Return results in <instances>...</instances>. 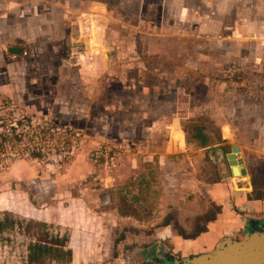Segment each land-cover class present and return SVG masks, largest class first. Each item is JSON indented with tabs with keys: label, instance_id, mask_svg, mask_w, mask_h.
<instances>
[{
	"label": "rangeland",
	"instance_id": "374dc122",
	"mask_svg": "<svg viewBox=\"0 0 264 264\" xmlns=\"http://www.w3.org/2000/svg\"><path fill=\"white\" fill-rule=\"evenodd\" d=\"M234 146L264 198V0H0V264L80 220L74 264L189 258L157 233L169 217L187 242L216 214L196 216ZM130 205L109 231L93 213Z\"/></svg>",
	"mask_w": 264,
	"mask_h": 264
},
{
	"label": "crops",
	"instance_id": "0c3cea01",
	"mask_svg": "<svg viewBox=\"0 0 264 264\" xmlns=\"http://www.w3.org/2000/svg\"><path fill=\"white\" fill-rule=\"evenodd\" d=\"M184 2L180 3V7L182 6V9L186 8ZM209 4H211V2ZM245 23H242L243 26L242 29H244L245 26H249V22H245ZM182 137H185V135L184 136L182 135ZM182 149L183 151H185V148L182 147ZM245 170L247 172L246 166H245ZM237 181H239L240 183L237 184ZM253 191H254V187L251 184L250 179L247 178V175L242 177L241 180L240 178L237 179L234 177V179H231L230 182L227 184L226 183H220L218 185L213 184L209 188L207 187L204 194V200H205L204 202L206 204L209 203V206L206 207L200 206V208H198L199 213H196V216H203L205 214L206 215L210 214L213 207L220 210V211L217 210L215 216L211 217L212 219L209 218L210 219L209 221L204 222V226L202 227L206 228L205 232L200 234V236H198L196 239L189 240L186 242L181 237L177 235L175 236L173 235L172 226L171 224H169L163 226V228L159 230L157 234L163 240H167V239L169 240V238H171L172 239L171 242L174 245L176 243L177 245H186L192 248L194 245H196V248L191 249L190 250L191 252L189 251L190 253L188 257L199 256L201 254L213 251L217 247V245L225 238L238 240L243 236L245 229L249 223L254 221H260L264 223V198H254L252 195ZM66 210L78 214L77 212H79L80 209L78 204L73 203ZM35 211L41 213V210H39L38 208H35ZM177 212H178L177 215L178 224L184 227L182 222V217L183 216L187 217L188 215L185 214L188 213V211L186 210V208H179ZM26 213H27L26 215L27 217H31V213L29 212ZM93 213L95 216H100V218L104 220L103 230L105 231L112 230L114 227L117 226L119 221L122 219H131V218L133 219V217H122L120 215L118 208L102 211L100 213H95V212ZM106 217L114 218L113 227L109 228L108 226L105 225V222L108 221ZM80 221L77 223L75 222V223H70V225L69 224L67 225L69 226L71 232L70 236H68L69 240L66 243V245H68L67 248L72 250L73 252V258L71 264H74L77 261V252H80V245L82 244L90 245V241L88 240L85 242H81L79 240L80 236L86 237L87 239H89L88 237L90 236V234H87V232L81 230V226L83 222ZM46 223L48 224V221H46ZM53 224L62 226L63 220L60 219L56 223L54 222ZM85 225L87 226V223H85ZM96 236L102 237V239H104L103 236L100 234H96ZM94 239L97 240L96 238ZM79 262L81 263L82 261Z\"/></svg>",
	"mask_w": 264,
	"mask_h": 264
},
{
	"label": "water",
	"instance_id": "95a60500",
	"mask_svg": "<svg viewBox=\"0 0 264 264\" xmlns=\"http://www.w3.org/2000/svg\"><path fill=\"white\" fill-rule=\"evenodd\" d=\"M239 153L240 148L234 146L228 156L232 173L235 175L233 165L238 163L246 176L245 166L237 161ZM170 264H264V223L251 222L240 239L225 238L211 252L181 260L173 257Z\"/></svg>",
	"mask_w": 264,
	"mask_h": 264
},
{
	"label": "trees",
	"instance_id": "16d2710c",
	"mask_svg": "<svg viewBox=\"0 0 264 264\" xmlns=\"http://www.w3.org/2000/svg\"><path fill=\"white\" fill-rule=\"evenodd\" d=\"M11 54L19 55L22 53L21 50L19 49H10ZM206 139V138H202ZM133 207L130 205L128 208L124 209H119L120 215L122 217H133L136 219H141V217L137 216L136 214H131ZM220 211L219 209H217ZM215 216V215H214ZM213 216V217H214ZM212 219V218H211ZM168 220L165 224L169 225L170 224V218L167 217ZM210 219L208 218L206 221H209ZM36 226H46L41 223L36 224ZM14 223L12 221L6 220V221H0V233L4 232L8 228H13ZM206 231V228H201L199 232L193 236V237H188L185 236L186 239H196L200 234ZM69 238H60L56 237L52 241H49V236L45 233L40 234V237L38 238L37 242L34 243L33 245H30L28 248V261L29 264H46L48 260L54 261L57 263H67L71 264L72 263V258H73V252L72 250H68L66 243L68 242ZM159 254V253H158ZM158 259H161V264H170L172 262V258L170 257L167 261H164V259L160 256H157Z\"/></svg>",
	"mask_w": 264,
	"mask_h": 264
},
{
	"label": "bare ground",
	"instance_id": "6f19581e",
	"mask_svg": "<svg viewBox=\"0 0 264 264\" xmlns=\"http://www.w3.org/2000/svg\"><path fill=\"white\" fill-rule=\"evenodd\" d=\"M233 166H234V169H235V175H234V177H236V178L243 177L244 175H243V173H242V171H241L238 163L234 164Z\"/></svg>",
	"mask_w": 264,
	"mask_h": 264
},
{
	"label": "flooded vegetation",
	"instance_id": "af4514ba",
	"mask_svg": "<svg viewBox=\"0 0 264 264\" xmlns=\"http://www.w3.org/2000/svg\"><path fill=\"white\" fill-rule=\"evenodd\" d=\"M236 178V177H235ZM241 178L242 177H240V180H241ZM237 179H239V178H237ZM192 257H194V256H192ZM162 258L164 259V261H167L170 257H166V255H164L163 256V254H162ZM171 258H173L172 256H171ZM161 264V263H160Z\"/></svg>",
	"mask_w": 264,
	"mask_h": 264
},
{
	"label": "built area",
	"instance_id": "2783aa9c",
	"mask_svg": "<svg viewBox=\"0 0 264 264\" xmlns=\"http://www.w3.org/2000/svg\"><path fill=\"white\" fill-rule=\"evenodd\" d=\"M11 134H12V133H11ZM12 135H13V134H12ZM12 135H11V136H12ZM36 139L39 141V139H38V138H36ZM34 151H35V150H34Z\"/></svg>",
	"mask_w": 264,
	"mask_h": 264
}]
</instances>
